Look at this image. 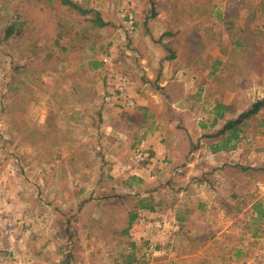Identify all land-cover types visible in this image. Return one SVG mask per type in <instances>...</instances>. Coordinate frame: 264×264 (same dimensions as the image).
Listing matches in <instances>:
<instances>
[{
	"label": "rangeland",
	"instance_id": "1",
	"mask_svg": "<svg viewBox=\"0 0 264 264\" xmlns=\"http://www.w3.org/2000/svg\"><path fill=\"white\" fill-rule=\"evenodd\" d=\"M73 1L107 26L91 28L92 14L61 0H0V249L20 251L18 264H58L70 250V264H114L134 241L145 264H264V217L253 209L260 199L264 211V172L253 170L264 168V110L237 148L213 151L203 140L182 160L190 142L223 125L217 103L231 118L264 96L262 0ZM54 15L60 36L47 28ZM12 23L22 26L6 39ZM93 60L103 65L93 69ZM121 75L131 80L132 110L116 90ZM172 78L184 95L168 103L154 84ZM149 124L161 154L137 141ZM140 151L150 158L130 173ZM138 173L162 206L137 210L128 239L120 231L136 198L99 199L125 193L122 181ZM62 212L76 244L57 225Z\"/></svg>",
	"mask_w": 264,
	"mask_h": 264
},
{
	"label": "trees",
	"instance_id": "2",
	"mask_svg": "<svg viewBox=\"0 0 264 264\" xmlns=\"http://www.w3.org/2000/svg\"><path fill=\"white\" fill-rule=\"evenodd\" d=\"M35 7L39 10V12L34 11L37 17H41L42 19H45L46 17V12L42 8V4L39 3L38 1L35 2L34 4ZM262 6L264 8V0H262ZM62 7H69L76 13H79L80 15H93V19H87L89 26L94 29H102L107 26V22L102 18L99 12H96L92 9H84L80 4L73 0H61V8ZM40 13V14H39ZM57 15L53 16V20L51 23H48V31L50 33H54L56 35L61 34L62 32V24L60 23V19L58 18ZM57 19V20H56ZM46 21H49V19H46ZM86 21V22H87ZM22 24L19 23H12L6 28V33H5V38L8 39L9 37L13 36L17 32V28L21 27ZM88 26V25H86ZM58 36V37H59ZM170 50V49H169ZM93 69H98L103 65V61H98V60H93L89 63ZM172 86L168 85L167 87H160V91L162 92V95L166 102L168 103H174L178 100L181 99L183 90L182 88L179 89L178 92L172 91L173 89L171 88ZM216 117H220L224 120L223 125L220 127L218 130L214 131H209L203 133V135H200L198 137V142L194 145V142H190L189 145H187V150H183L182 154V160L185 158L187 161H189L193 153L195 152L196 149L199 148L200 144L203 140L208 141L212 146L213 151L217 150H231L235 149L238 147L239 143L243 139L245 133L247 130H249L250 126L254 121L258 119V116L260 113L264 110V96L257 100L249 110L243 111L240 114L231 117V118H225L224 112H228L231 110V107L229 105H225L223 103H217L216 104ZM168 113L172 111L171 107L168 105ZM224 111V112H223ZM174 112V111H173ZM144 115V114H143ZM146 116V115H145ZM142 123L146 125V117L142 120ZM177 129L179 130H185L188 132L186 124L181 123L176 125ZM215 142V143H212ZM184 161V162H187ZM256 171H262L264 172L263 169H253ZM145 184V181L136 176L129 177L128 179H125L122 181V186H124L127 189H130L131 192H133V195L136 196H130V194H125V193H119V194H108L104 195L99 199V203H102L103 205H116L120 201L127 200L128 198H136V204L134 205V208L127 213L125 216V223L126 225L123 227L122 231H120V236L121 237H127L130 239V230L133 226V223L137 220L138 218V211H150V212H156L159 207L162 206V203H157L154 204V190L155 188H147L143 190V186ZM168 191L171 190L173 187L172 182H168L166 184ZM143 193H148V195L143 196ZM86 200H83L82 203L78 206V209L83 208V203L86 202ZM85 204V203H84ZM263 201L262 200H257L253 204V209L254 212L257 214L258 219H263L264 217V211H263ZM138 210V211H137ZM122 212V210H121ZM68 216V213H60L61 219H58V226L59 224L64 227L65 225H68L63 229L65 234H69L71 238L74 239V242L76 244L78 239H75V237L71 234L70 231V223H71V217H68L65 219L64 216ZM118 214V213H117ZM64 224V225H63ZM131 245V251H129L126 254L120 255V260H117L114 262V264H145L144 261V256L140 255L137 253V245L134 243V241H129L128 242ZM75 249V248H74ZM63 259L61 261V264H70V260L73 258L74 252L72 250L68 251Z\"/></svg>",
	"mask_w": 264,
	"mask_h": 264
},
{
	"label": "crops",
	"instance_id": "3",
	"mask_svg": "<svg viewBox=\"0 0 264 264\" xmlns=\"http://www.w3.org/2000/svg\"><path fill=\"white\" fill-rule=\"evenodd\" d=\"M181 80H179L178 78H175V79H171V80H168V81H164V82H162V83H158V84H154V85H156L157 86V89H160V87H167L168 85H170V86H172L171 88L173 89V88H175V87H178V86H181V88L183 89V85H181V84H179V82H180ZM192 82V80L190 81V83ZM184 95V93H182V96ZM179 101V100H178ZM138 104V103H137ZM138 110L141 112V110H147V107H144V106H142L141 105V103H140V105H138ZM136 109H137V107H136ZM121 112H122V110H121ZM123 112H125V111H123ZM126 114H129V113H126ZM142 114V113H141ZM143 114H144V116H145V113L143 112ZM143 120V119H142ZM142 120H140L139 122L140 123H142ZM153 124H154V126H155V122H152ZM151 123V124H152ZM121 124H122V121H121ZM151 124H149V127H146L145 129H144V131L143 132H141V135H139V139L137 138V141L138 142H140V141H142V144L143 145H145V146H151V144H152V146H153V149H156V154H161L162 153V150L164 149V146L162 145V144H159L158 142H157V140L155 139L154 140V138H155V136H154V132L153 131H155L157 128L156 127H154V128H152L151 126ZM106 125L108 126L107 127V130H109V132H113L112 130L114 129V124H106L105 123V127H106ZM145 124H143L142 123V126H144ZM146 126V125H145ZM128 125H126V128L128 129ZM130 128V127H129ZM122 132H123V130H121V135H122ZM130 133V132H129ZM135 133H136V131H134L133 132V139L135 138L134 137V135H135ZM157 157H158V155H157ZM121 167H122V165H121ZM121 173H123L122 172V170H121ZM124 174H126V173H124ZM136 177H140V178H142L144 181H145V184H147V178L146 177H144L143 176V174H141V173H138L137 175H136ZM124 181V180H123ZM124 191H125V188H124ZM133 193V192H131L130 191V189H127L126 188V191H125V193ZM19 253V257L21 256V252L20 251H14L13 253L11 252V254H8L6 251H2L1 249H0V259L2 260L1 262H0V264H18V262H17V260L16 259H14V256L15 255H17V254H15V253ZM2 255H3V257H2ZM13 256V258H9V259H7V256ZM16 257V256H15ZM27 257H28V255H27ZM28 259H30V255H29V257H28ZM30 260H33V259H30ZM21 262V261H20ZM31 264H43V263H39V262H36L35 260H33L32 261V263ZM58 264H61V260L60 261H58Z\"/></svg>",
	"mask_w": 264,
	"mask_h": 264
},
{
	"label": "built area",
	"instance_id": "4",
	"mask_svg": "<svg viewBox=\"0 0 264 264\" xmlns=\"http://www.w3.org/2000/svg\"><path fill=\"white\" fill-rule=\"evenodd\" d=\"M129 24L131 26V28H134V20L132 17L129 18ZM130 85H131V80L128 76L126 75H121V77L119 78L117 84H116V90L118 91V95L120 97V99H122V108L125 109H134L135 108V101L132 97V94L130 93ZM150 155L148 153V151H140L137 152L136 154H134V156L132 157V162L133 164H128L126 166L127 170L130 171V173L132 171H134L136 169V165H141V163L143 161H147L149 160ZM138 166V167H139Z\"/></svg>",
	"mask_w": 264,
	"mask_h": 264
}]
</instances>
